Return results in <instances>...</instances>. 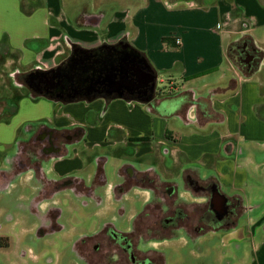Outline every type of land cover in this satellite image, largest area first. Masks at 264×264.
Returning <instances> with one entry per match:
<instances>
[{"label":"crops","instance_id":"obj_1","mask_svg":"<svg viewBox=\"0 0 264 264\" xmlns=\"http://www.w3.org/2000/svg\"><path fill=\"white\" fill-rule=\"evenodd\" d=\"M130 3L131 11L107 15L84 6L72 18L62 0H0V206L12 196L31 202L41 176L83 174L96 150L125 153L123 158L161 173L173 165H198L231 190L249 187V170L260 171L264 162L253 161L250 149L264 153L263 5L258 0ZM160 4L166 10H159ZM243 38L261 52L247 72L237 70L227 55L229 45ZM160 39L170 47L162 48ZM120 42L145 57L157 80L164 75L159 83L169 96L154 95L156 102L148 104L102 98L62 103L33 93L24 82L35 70L67 62L74 47L92 50ZM75 132L77 141L70 142ZM44 133L65 135L64 152L46 154ZM11 224L0 225V237L18 243L25 222L15 218ZM256 232L257 225L250 224L251 236L244 241L249 250L242 248L233 264H264V237Z\"/></svg>","mask_w":264,"mask_h":264},{"label":"flooded vegetation","instance_id":"obj_2","mask_svg":"<svg viewBox=\"0 0 264 264\" xmlns=\"http://www.w3.org/2000/svg\"><path fill=\"white\" fill-rule=\"evenodd\" d=\"M232 56L235 66L245 72L246 60L252 57V68L260 59L245 38L235 42ZM78 134H72L69 141H77ZM41 137L49 143L43 148L46 154L64 152L65 135L44 133ZM105 165V157H96L83 174L58 180L41 176V188L25 209L29 219L24 237L18 243L7 237L0 240L10 248L25 244L28 237L38 242L57 239L70 254L71 264H188V259L200 264L209 254L207 264H217L220 257L225 258L220 264H233L235 255L249 250L244 241L250 224L257 225V235L264 237V211L260 218L243 222L254 206L244 205L240 195L224 194L214 177H201L196 165L180 169L173 165L170 172L161 173L126 159L116 169L113 185L107 182ZM217 192L225 198L224 205ZM64 199L71 202L68 213L79 223L62 220L60 201ZM14 227L11 231L18 229ZM42 243L46 246L40 254L26 248L20 251L21 258L32 264L45 260L51 247Z\"/></svg>","mask_w":264,"mask_h":264},{"label":"water","instance_id":"obj_3","mask_svg":"<svg viewBox=\"0 0 264 264\" xmlns=\"http://www.w3.org/2000/svg\"><path fill=\"white\" fill-rule=\"evenodd\" d=\"M250 57L245 61L251 69ZM157 75L145 57L128 43L102 45L96 49L73 48L64 64L26 76L27 88L35 94L62 103L95 98H131L150 103L156 92ZM219 198H225L217 192Z\"/></svg>","mask_w":264,"mask_h":264},{"label":"rangeland","instance_id":"obj_4","mask_svg":"<svg viewBox=\"0 0 264 264\" xmlns=\"http://www.w3.org/2000/svg\"><path fill=\"white\" fill-rule=\"evenodd\" d=\"M24 1L26 2V0ZM43 1L45 2V0ZM62 1L64 4V8L66 10V13H68V15L71 16L72 18L75 17L78 14V12L82 10L84 6H86L87 10L90 13L102 11V13L106 15L115 10L119 11V10L124 9V10L131 11L133 8V4L130 3L132 0H102L101 3H99L100 0H62ZM135 1H138V0H135ZM139 1L142 2V0H139ZM226 1L229 2V0H226ZM258 2L263 5V9H264V0H258ZM160 9L163 11L166 10V8L163 7L161 4H160L159 10ZM161 40L162 39H160L162 48L170 47L167 44H163ZM170 50L171 49H161L160 51L165 52V51H170ZM171 51H174V50H171ZM155 52L157 54L160 53L159 50ZM235 68L237 70H242L241 68L237 66H235ZM163 76L164 75L160 74L156 82L157 96L159 95V92L163 90L164 94L161 95V97L167 94V89L165 88L163 89V86L161 85V83H159V78H163ZM181 84L183 83L178 81L179 87L181 86ZM245 129H246V132H249L251 130L249 126L246 127ZM98 141L103 142L101 141V139ZM102 144L103 143H101V146ZM115 150H118V149H115ZM250 151L252 153L253 161H255L257 164L264 162V153L259 152L257 150H252V149H250ZM93 154L95 158L96 157L106 158V165L104 168L105 176H106L108 184L113 185L117 181L115 180L116 169H118V166H120V164L124 160H126V156H124L123 158V155H125V153L122 154L121 152L120 154H117V152H114L113 149H107V152H105L106 155H103L104 153L101 152V150H96L93 152ZM195 168L201 174V177L203 176L213 177L214 176L213 173H210V171H205L204 168H201L198 165H196ZM249 171L251 172L249 176L250 178L249 187L242 188V189H236V190H231L229 188L221 189V191L227 196H232L233 194L240 195L244 201V205L248 204V205L254 206V209L252 210L251 213H247L243 216L244 218L243 222L249 219L256 220L260 218L262 215V211H264V163L260 164V171H258L257 173H253L252 170H249ZM18 198H19L18 196L8 197L7 205L0 206L4 210V211L0 210V225L6 224V223L10 225L11 223H13L15 218L16 220H19V224H22L25 222L23 219V215H25L26 220L29 219L27 213H25V209H27V206L29 203H26L25 202L26 200L20 201ZM60 202H61L60 205L64 211L63 212L64 218L62 220L68 219V221H71V223L73 224L79 223V222H75L77 219L71 213H68V209H69L71 202L68 199L61 200ZM84 223L87 226V222H84ZM239 224H241V222ZM85 225L83 224L82 226H85ZM10 240L13 241L12 239ZM25 241H26L25 244L11 245L10 248H8L6 241L4 239L0 240V264H32V263H29L27 259L21 258L20 251L22 252L26 248H29L32 250L34 255H38L41 253L43 246H46L45 243H42V242L50 243L49 247H51L50 248L51 250L49 251V254L45 260H42L34 264H71L72 262L70 254L68 253L66 248L62 249L63 244L62 243L60 244L57 239L47 238L44 241L38 242L35 238L28 237L26 238ZM211 257H212L211 254H209L207 257V261L202 260L200 264L209 263ZM220 263H221L220 259L218 258L217 264H220ZM188 264H194V263L191 261V259L190 260L188 259Z\"/></svg>","mask_w":264,"mask_h":264},{"label":"trees","instance_id":"obj_5","mask_svg":"<svg viewBox=\"0 0 264 264\" xmlns=\"http://www.w3.org/2000/svg\"><path fill=\"white\" fill-rule=\"evenodd\" d=\"M234 45H235V43H232V44H230L229 45V47H228V51H227V55H228V58L230 59V61H232L233 63H234V59H233V56H232V48L234 47ZM74 48H77V47H74ZM258 55H259V57L261 56V52H258ZM234 65H235V63H234ZM160 92H162V94H160ZM159 92V95L157 96V94H155V96H157V97H161V95H163L164 93H163V90H161ZM171 94V92H169V93H167V95H165V96H169ZM32 95L33 96H38V95H35V94H33L32 93ZM164 97V96H163ZM113 99V98H112ZM112 99H106L105 101L106 102H109L110 100H112ZM124 100H126V101H134V99H131V98H125ZM76 101H81V100H76ZM76 101H72V102H76ZM91 101V100H90ZM140 141H144V139H135V142H140Z\"/></svg>","mask_w":264,"mask_h":264},{"label":"built area","instance_id":"obj_6","mask_svg":"<svg viewBox=\"0 0 264 264\" xmlns=\"http://www.w3.org/2000/svg\"><path fill=\"white\" fill-rule=\"evenodd\" d=\"M179 42H177V44H178Z\"/></svg>","mask_w":264,"mask_h":264}]
</instances>
